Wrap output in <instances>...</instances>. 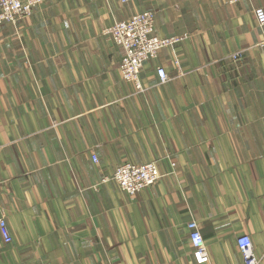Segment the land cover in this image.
I'll use <instances>...</instances> for the list:
<instances>
[{
  "label": "crops",
  "instance_id": "1",
  "mask_svg": "<svg viewBox=\"0 0 264 264\" xmlns=\"http://www.w3.org/2000/svg\"><path fill=\"white\" fill-rule=\"evenodd\" d=\"M264 0H47L0 24V264H264ZM146 9L181 40L122 77L103 29ZM169 75L161 82L157 67ZM96 155L98 160L93 159ZM156 161L131 194L103 181Z\"/></svg>",
  "mask_w": 264,
  "mask_h": 264
},
{
  "label": "built area",
  "instance_id": "2",
  "mask_svg": "<svg viewBox=\"0 0 264 264\" xmlns=\"http://www.w3.org/2000/svg\"><path fill=\"white\" fill-rule=\"evenodd\" d=\"M47 0H0V24L7 21L16 22L19 18L28 15L33 8ZM130 1V0H122ZM255 15L260 25H264V7L255 9ZM155 11L146 9L134 13L124 20L115 21L103 29V33L112 37L121 48L122 56L119 69L122 77L135 83L136 88L143 87L141 70L144 63L158 55L165 47L172 46L181 40L178 35L161 36L156 31ZM161 82L168 80L169 75L163 66L157 67ZM95 161L98 160L93 155ZM162 176L156 161L144 163L122 162L114 168L112 174L103 178V181L113 180L120 188L134 194L139 190L155 184ZM190 241L193 246V257L197 264H206L210 261V254L201 227L196 219L188 222ZM0 229L5 241L12 237L4 217L0 218ZM238 247L243 255L244 264H258L259 258L249 233H242L237 238Z\"/></svg>",
  "mask_w": 264,
  "mask_h": 264
}]
</instances>
